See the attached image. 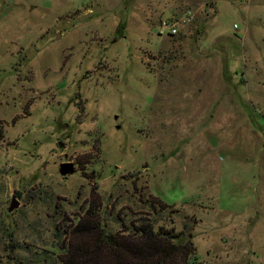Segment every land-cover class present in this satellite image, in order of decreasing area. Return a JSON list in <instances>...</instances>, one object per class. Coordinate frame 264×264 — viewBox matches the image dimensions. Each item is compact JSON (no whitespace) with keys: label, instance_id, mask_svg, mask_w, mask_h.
Returning <instances> with one entry per match:
<instances>
[{"label":"rangeland","instance_id":"374dc122","mask_svg":"<svg viewBox=\"0 0 264 264\" xmlns=\"http://www.w3.org/2000/svg\"><path fill=\"white\" fill-rule=\"evenodd\" d=\"M142 218L189 225L201 264H264V0H0V264L84 238L93 264L80 221Z\"/></svg>","mask_w":264,"mask_h":264},{"label":"trees","instance_id":"16d2710c","mask_svg":"<svg viewBox=\"0 0 264 264\" xmlns=\"http://www.w3.org/2000/svg\"><path fill=\"white\" fill-rule=\"evenodd\" d=\"M160 200L162 204L157 207L166 210L172 206ZM172 207L175 213L179 212ZM140 220L133 221L123 232H108L89 220L80 221L76 230L95 239V259L98 262L93 264H201L189 225L184 224L183 229L177 231L165 225L156 227V222L146 218ZM84 239L77 244L75 251L70 252L64 264H81L79 252L84 250ZM85 255H88L87 249Z\"/></svg>","mask_w":264,"mask_h":264},{"label":"built area","instance_id":"2783aa9c","mask_svg":"<svg viewBox=\"0 0 264 264\" xmlns=\"http://www.w3.org/2000/svg\"><path fill=\"white\" fill-rule=\"evenodd\" d=\"M186 18H188L189 21H185L184 19L180 18L179 20H170V19H163L161 21V31L160 33L163 34L166 32L167 35H176L178 33V30L182 24L183 21L190 22L193 19L192 11L187 10L185 13Z\"/></svg>","mask_w":264,"mask_h":264},{"label":"water","instance_id":"95a60500","mask_svg":"<svg viewBox=\"0 0 264 264\" xmlns=\"http://www.w3.org/2000/svg\"><path fill=\"white\" fill-rule=\"evenodd\" d=\"M61 167H62L61 174L64 176H67L68 174L75 172V166H74V163L72 162H65L61 165ZM19 205H20V202L15 197H13L11 205L9 207V211H13Z\"/></svg>","mask_w":264,"mask_h":264}]
</instances>
